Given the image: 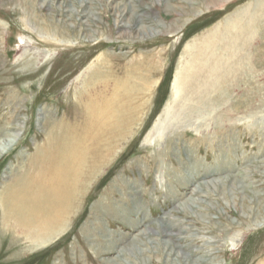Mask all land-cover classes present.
<instances>
[{
    "label": "rangeland",
    "instance_id": "rangeland-1",
    "mask_svg": "<svg viewBox=\"0 0 264 264\" xmlns=\"http://www.w3.org/2000/svg\"><path fill=\"white\" fill-rule=\"evenodd\" d=\"M263 1L0 0V141L19 129L0 155V264H264ZM91 65L112 67L114 91L136 69L146 86L65 231L38 247L5 226L2 193Z\"/></svg>",
    "mask_w": 264,
    "mask_h": 264
},
{
    "label": "bare ground",
    "instance_id": "bare-ground-1",
    "mask_svg": "<svg viewBox=\"0 0 264 264\" xmlns=\"http://www.w3.org/2000/svg\"><path fill=\"white\" fill-rule=\"evenodd\" d=\"M154 1L162 4L167 0ZM144 3L146 4V2ZM164 5L166 9L172 10L173 8L166 2ZM262 5H264V1L260 3L259 7ZM121 7L123 9L122 16L126 17L130 7L128 4H123ZM145 7L148 10L151 5L148 4ZM130 15L125 20V24L132 27L133 22H136L139 16L137 17L135 13ZM252 21L254 23L257 21L256 16H252ZM252 26L254 25L249 28ZM135 31L137 35L147 36L157 30H149L146 26L141 25L135 27ZM121 36L132 37V34L124 32ZM141 65L143 63L137 62L136 66L142 67ZM95 67V65L88 66L84 77L90 72L99 77L86 82V86L80 91L81 96L76 101L74 110L69 109L56 119L48 117L43 120L42 124L46 132L43 146L29 157L27 162L23 161L21 170L19 171L17 168L18 170L10 176L2 193L1 203L3 219L6 221H4L5 226H10L11 230L23 235L38 247L47 245L65 231L67 221L73 215V207L75 209V205L78 204L87 185L116 152L115 144L125 138L126 129L132 124L129 123L130 116L133 111L137 112V110H133L135 108L131 109L128 105H131L132 102L135 105V100L138 95H141L142 88L138 86L143 85V90L146 86L147 79L140 73L137 75L135 71L138 70L136 69L133 70L132 77L129 73L130 76H125L123 82L119 80L122 82V92L127 93L114 91L112 88H118L115 82L119 77L116 76V79H113L109 75L112 67L110 71H107L108 73L99 69L100 65L97 70ZM99 71L101 72L99 73ZM133 75L138 78L135 77V79ZM140 76L142 77L140 78ZM183 76L178 73L173 89L175 93L180 91L179 81L180 84L181 82L187 83L186 80H183ZM110 79H113L112 83ZM139 108L143 109V107ZM224 128L227 129V126ZM18 139L19 129L18 131L16 129L13 134H9L0 141V155L13 148ZM215 182L217 181H213L214 184ZM256 225L264 227V217ZM144 233L146 232L144 231ZM241 238L238 239V243L240 240L242 241L243 238Z\"/></svg>",
    "mask_w": 264,
    "mask_h": 264
}]
</instances>
